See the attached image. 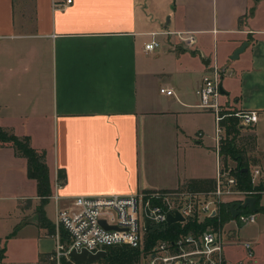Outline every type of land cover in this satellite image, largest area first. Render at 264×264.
I'll return each mask as SVG.
<instances>
[{
  "label": "crops",
  "instance_id": "crops-1",
  "mask_svg": "<svg viewBox=\"0 0 264 264\" xmlns=\"http://www.w3.org/2000/svg\"><path fill=\"white\" fill-rule=\"evenodd\" d=\"M18 3L0 0V127L44 153L51 192L38 195L26 159L0 144V170L21 192L0 196L12 200L0 204V264H47L40 256L56 242L55 192L66 206L75 195L215 178L214 118L196 106L214 62L225 107L258 112L251 130L262 156L245 160L264 161V0H29V15ZM152 38L159 45L145 51ZM28 182L34 191L22 193ZM235 234L225 258L264 264L259 249L249 258L237 242L254 240Z\"/></svg>",
  "mask_w": 264,
  "mask_h": 264
},
{
  "label": "built area",
  "instance_id": "built-area-1",
  "mask_svg": "<svg viewBox=\"0 0 264 264\" xmlns=\"http://www.w3.org/2000/svg\"><path fill=\"white\" fill-rule=\"evenodd\" d=\"M70 2V0H66ZM156 33H152L155 35ZM159 42L152 38L144 44L145 51H153ZM222 68L214 62L207 75L203 76L200 86L196 89L198 103L196 106L212 113L214 118V152L216 161L215 185L211 190H194L187 187L170 189L142 190L130 194L107 195H75L70 197L66 206H61V197L55 192V246L50 259L58 264L62 258L71 260L69 252L86 250L96 253L110 246H129L140 251V259L144 264H242L231 263L224 256V246L230 242V233L241 225L253 224L257 213L264 204V165L249 164L245 168L249 175V188L240 186V180L235 175L236 165L224 164L220 145L225 138L223 121L233 118L239 128H251L258 122V112L252 109L232 110L225 107L221 100L220 79ZM161 93L170 95L171 89L160 88ZM202 136V132H197ZM61 184L56 180L54 187ZM256 197L257 211L249 209L248 205L237 208L235 216L230 214L227 220L221 217L222 203H240L247 197ZM180 213V227L188 222H208L201 230L188 232H173V238L158 239L154 245L145 249L144 244L149 224L166 223L168 214ZM103 219L107 225L116 229H107L100 223ZM170 223V224H172ZM232 224L230 232L228 224ZM65 233L64 239L60 230ZM245 249L247 257L253 256V245L250 240H239ZM106 251V250H105Z\"/></svg>",
  "mask_w": 264,
  "mask_h": 264
},
{
  "label": "trees",
  "instance_id": "trees-1",
  "mask_svg": "<svg viewBox=\"0 0 264 264\" xmlns=\"http://www.w3.org/2000/svg\"><path fill=\"white\" fill-rule=\"evenodd\" d=\"M225 127V138L222 140L220 145V154L224 164H227V159L236 160V170L235 175L240 180V186L244 188H249V175L248 171L245 168L248 167V162L245 160V153L247 152L246 147H239L237 143V136L240 133V128L236 124L235 119L229 118L223 121ZM248 140L254 142L253 138ZM248 142V145L251 146V142ZM10 142L12 147L15 149V152L26 159L27 163V175L30 178L36 180L37 183V193L40 196H47L50 194L51 190L49 188V177H48V166L45 162V155L43 152L37 151L29 145L27 137H17L12 133L2 129L0 127V144ZM244 144H247L244 141ZM250 148H253L252 146ZM65 179V173L62 170L57 172V181L61 184L60 181ZM215 179L214 178H194L189 179L183 187H187L194 190H211L214 188ZM230 203H222L221 217L225 221L229 217V210L227 206ZM259 210L264 211V207H261ZM231 214V213H230ZM213 221L212 219H207L197 223V222H188L184 227H180L179 223L172 224H149L147 227V236L144 244V248L147 250L151 248L154 243L165 237L173 238V232H188L189 230H201L205 227L208 222ZM61 236L64 239L65 233L61 229ZM106 255L105 257L99 259L96 262L103 261L104 263H116V264H136L140 260V251L129 246H110L105 248ZM3 249H1V254ZM47 264L52 263L50 259V254H45L40 256ZM94 262V263H96ZM54 263V262H53ZM94 264V263H85L67 260L65 258L61 259V264Z\"/></svg>",
  "mask_w": 264,
  "mask_h": 264
},
{
  "label": "rangeland",
  "instance_id": "rangeland-1",
  "mask_svg": "<svg viewBox=\"0 0 264 264\" xmlns=\"http://www.w3.org/2000/svg\"><path fill=\"white\" fill-rule=\"evenodd\" d=\"M18 1H19L18 6L20 7V2H21V5H22L23 10H24L25 6H26L25 4H27V2L29 0H22V1L18 0ZM26 8H27L26 9V13L28 15L31 14V12H30L31 8L27 7V6H26ZM167 16L168 15H165L164 19H162V15H161V16H159V20H162L163 22H166ZM225 75H227V74H225ZM229 80H230L229 77L226 76L224 78V81H223L224 84L227 83ZM153 89H154V87L152 88V91H153ZM207 119L210 122L209 118H207ZM212 130L214 131V125H213ZM248 137L250 139L253 137V132H252L251 128H248V127L240 128V133L237 136L238 146L239 147H243V148H244V146L246 147V149H247L246 155L249 158H254V159L261 158L262 155L256 149H254V142L252 144V141L248 140ZM244 141H246L247 144H244ZM249 141L251 142V146L253 148H250L251 146L248 145ZM257 163H259L261 165H264V161L263 160L259 161ZM227 164L229 166L230 165L234 166V165H236V162L232 161L231 159H227ZM0 167H1V164H0ZM28 183H30L31 187L26 185V184L25 185H20L18 187L20 189V191H24L22 193H29V191H34L33 183H31V182H28ZM20 193L21 192L18 191L16 183L12 184V183L9 182V179L7 177V171L2 166V168L0 170V196H16V195H19ZM10 201H12V200L11 199L10 200L9 199L8 200L0 199V204L7 205V203L9 204ZM261 202L264 203V199H261ZM4 205H0V209L2 207H4ZM235 232H236V234H235L236 239H240V238L241 239H246L247 237L252 238L254 240V245L252 244L253 245L252 246L253 250L256 251L257 249H259L261 251V253H263V255H264V215L261 213V211H259L257 213V221L255 223L248 224V225H241V227L239 229H237ZM60 233H61V231H60ZM247 240H249V239H247ZM52 261L54 263L52 262V263H49V264H58L55 260H52ZM59 264H61V261H60ZM94 264H110V263H104L103 261H101V262L99 261V262H96ZM112 264H116V263H112ZM136 264H144V263L140 259L139 263H136Z\"/></svg>",
  "mask_w": 264,
  "mask_h": 264
},
{
  "label": "water",
  "instance_id": "water-1",
  "mask_svg": "<svg viewBox=\"0 0 264 264\" xmlns=\"http://www.w3.org/2000/svg\"><path fill=\"white\" fill-rule=\"evenodd\" d=\"M247 45V42H244L239 48H237L234 53H233V58H236L239 54V52H241ZM222 92V89H221ZM256 197H247L242 204L240 203H231L229 210L232 216H235L238 212L237 208L241 205L242 207H245L246 205H248L249 209L256 212L257 208L255 206L256 203ZM183 217L180 215V213L175 212V215H171L168 214L167 218H166V223L170 224L172 222H176L179 220H182ZM100 223L103 227L107 228V229H116V226H111V225H107L105 223V221L103 219H100ZM106 255V251L105 250H101L98 251L96 253H89L86 250H81V251H76L74 249H72L69 252V257L73 260V261H77V262H85V263H94L96 261H98L99 259L105 257Z\"/></svg>",
  "mask_w": 264,
  "mask_h": 264
}]
</instances>
